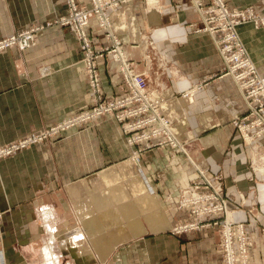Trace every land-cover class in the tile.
I'll use <instances>...</instances> for the list:
<instances>
[{"label": "crops", "instance_id": "0c3cea01", "mask_svg": "<svg viewBox=\"0 0 264 264\" xmlns=\"http://www.w3.org/2000/svg\"><path fill=\"white\" fill-rule=\"evenodd\" d=\"M65 1L0 0V40L43 26L31 49L0 52V147L55 131L0 160L7 264H44L46 248L62 264H222L216 226L172 234L193 220L177 203L198 170L211 182L220 177L228 218L245 227L248 264H264V176L254 169L264 168V136L247 143L240 135L234 122L247 110L200 30L196 0H115L106 11L113 39L175 139L150 148L129 145L107 115L71 124L93 94L71 30L54 23L66 15ZM88 32L94 49L112 47L96 19ZM236 33L264 76V30L241 24ZM97 68L102 98L124 96L117 63L105 56Z\"/></svg>", "mask_w": 264, "mask_h": 264}, {"label": "built area", "instance_id": "2783aa9c", "mask_svg": "<svg viewBox=\"0 0 264 264\" xmlns=\"http://www.w3.org/2000/svg\"><path fill=\"white\" fill-rule=\"evenodd\" d=\"M89 1L91 7L86 8L78 6L74 0H66V15L55 22L69 28L77 41L80 62L93 94L92 106L75 117L71 124L86 123L107 115L120 123L129 145L147 143L148 148L164 143L173 145L175 139L169 130V124L161 116L157 102L149 99L143 74L134 72L119 43L113 39L110 32L106 11L116 7L119 1ZM194 7L201 19L200 30L212 38L223 62L224 73L232 78L246 107L245 116L234 123L243 140L251 143L254 139L264 136V76L258 72L249 58L237 36L236 28L255 19L253 9L231 12L225 0H208L207 5L196 0ZM92 19H96L97 27L105 32L106 38L112 39L110 49H94L93 38L88 32ZM261 24L264 26V21H261ZM42 29L43 26L32 27L0 40V51L10 48H17L19 51L31 49L35 46L37 32ZM105 56L111 57L118 65V72L124 85L122 97L102 98L97 61ZM54 132H45L1 147L0 157L29 148ZM255 171L264 176V168ZM197 174L198 177L194 181L180 189L177 203L178 209L188 210L193 220L174 227L172 234L181 235L203 227L216 226L220 233L222 264H248V237L245 227L228 218L220 177L211 182L204 171L198 170Z\"/></svg>", "mask_w": 264, "mask_h": 264}, {"label": "rangeland", "instance_id": "374dc122", "mask_svg": "<svg viewBox=\"0 0 264 264\" xmlns=\"http://www.w3.org/2000/svg\"><path fill=\"white\" fill-rule=\"evenodd\" d=\"M240 1L241 0H237V3L241 5V7H238V8H241V9L240 10H236V11H243L244 9L250 8L251 6H253V9L255 8L253 10L255 19H251V20L247 21V23H245L243 25H246L248 27H253V29L256 30V31H261V30L263 31L264 30V26L261 24V21H264V0L258 1L257 3H248L247 0H243V1L246 2L244 4L240 3ZM231 12H235V11H231ZM61 17L57 18L54 21V23L57 22ZM236 30H237V28H236ZM254 46H255V43H254ZM2 51H5V50H1L0 52H2ZM249 58H250V56H249ZM110 59H111V57H110ZM261 69L264 72V64H263ZM33 136H35V135H29V136H26V137H24L22 139L31 138ZM19 140H21V139H18L17 141H19ZM14 142H16V141H13V142L7 144L5 147L10 146ZM27 149L28 148L22 149V150H16V151H14V152H12V153H10L8 155L7 154L3 155V156L0 157V160L5 159V158H10V157L14 156L16 153H18L20 151L27 150ZM0 232H1V229H0ZM58 248H61V247L59 246ZM0 253H1L0 254V264H7L6 259H5V249H4V244H3L2 233H1ZM53 256L55 258L57 257V259L59 260V264H62V260L59 259V257L56 254L53 253ZM43 259H44L43 263L46 264L47 263V261H46V251L43 254Z\"/></svg>", "mask_w": 264, "mask_h": 264}, {"label": "bare ground", "instance_id": "6f19581e", "mask_svg": "<svg viewBox=\"0 0 264 264\" xmlns=\"http://www.w3.org/2000/svg\"><path fill=\"white\" fill-rule=\"evenodd\" d=\"M109 27H110V24H109ZM256 168V170H260L262 169L261 167H254ZM50 249L46 248L45 251H46V261L47 263L46 264H59V260L57 259V257L55 258L51 252L49 251Z\"/></svg>", "mask_w": 264, "mask_h": 264}]
</instances>
